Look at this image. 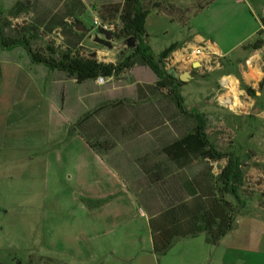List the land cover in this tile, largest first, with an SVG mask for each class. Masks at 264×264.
<instances>
[{
  "label": "crops",
  "instance_id": "1",
  "mask_svg": "<svg viewBox=\"0 0 264 264\" xmlns=\"http://www.w3.org/2000/svg\"><path fill=\"white\" fill-rule=\"evenodd\" d=\"M45 1L0 3L8 2L5 8L11 9L24 2L32 10L43 8ZM53 1H70L75 16L88 8L124 2ZM202 1L142 0L150 10L144 29L152 53L157 59L165 54L164 61L170 56L176 59L177 52L190 46L207 45L222 57L221 71L256 92L243 115L257 108L251 118H264V51L247 48L261 40L264 0H212L196 11ZM169 28L175 29L170 41ZM0 51L15 54L0 65V152L19 154L20 167L43 177V257L62 264H264L262 206L259 212L239 216L236 228L215 246L197 236L175 242L163 256L153 254L148 228L151 212L141 202L188 200L190 181L199 167L196 161L179 167L163 152L191 131L194 123L179 112L165 88L156 86L158 78L139 57L130 69L97 84V79L77 83L64 73L33 65L21 48ZM95 51L98 62L116 64L117 60L106 59L110 51ZM250 58L252 70L245 66ZM188 72L191 79L178 89L184 108L185 97L191 93L185 88L201 75L197 69ZM220 162L226 165V160ZM212 174L216 175L214 169ZM137 220L144 222L145 235L135 230ZM113 241L144 246L134 254L116 257L118 245L107 244Z\"/></svg>",
  "mask_w": 264,
  "mask_h": 264
},
{
  "label": "trees",
  "instance_id": "2",
  "mask_svg": "<svg viewBox=\"0 0 264 264\" xmlns=\"http://www.w3.org/2000/svg\"><path fill=\"white\" fill-rule=\"evenodd\" d=\"M211 1L203 0V6L196 11L203 10ZM25 4L16 3L9 14L18 17L27 10ZM197 4H201L200 0H197ZM93 11L102 22L118 21L119 27L114 33L116 40H126L127 43V40L132 38L135 42L132 53L117 64H106L98 62L96 58L80 56L69 46L60 53H56L49 46L43 51L36 50L31 42L38 36L39 27L30 25L20 28L17 36L7 35L6 26L9 20L3 17L2 12H0V50L10 51L21 48L31 64L43 65L48 70L64 73L77 83L95 80L98 77L118 76L130 69L134 65V58L139 57L158 78L156 86L165 88L179 112L192 119L194 123L191 131L163 150L165 155L179 167H189L194 161L209 165L210 162L226 160V165L218 175L212 174L210 167L206 170L200 169L192 175L190 181L192 193L187 194L188 200L141 202L145 205V209L151 212L148 228L152 252L157 257L163 256L175 242L197 236H203L206 244L215 246L223 236L236 228L237 218L246 213L247 202L241 198L240 193L244 183L243 162L233 152L218 151L210 142L206 133L207 119L204 114L185 111L178 92L185 83L173 78L164 69L162 61L166 57L165 54L157 59L152 53L148 43L149 36L144 29L150 10L143 6L142 0H124L122 5L112 4L98 9L93 7ZM261 45L262 40H257L247 48L258 49ZM240 86L249 97L256 98L254 90L241 81ZM89 145L93 149L96 147L93 144ZM98 145L97 147H100L101 144ZM16 264L21 263L18 261ZM28 264L61 263L51 258L39 257L35 260L29 258Z\"/></svg>",
  "mask_w": 264,
  "mask_h": 264
},
{
  "label": "rangeland",
  "instance_id": "3",
  "mask_svg": "<svg viewBox=\"0 0 264 264\" xmlns=\"http://www.w3.org/2000/svg\"><path fill=\"white\" fill-rule=\"evenodd\" d=\"M71 4L70 1L60 4V1L46 0L42 3L43 8L27 9L15 19L9 14L10 9L5 8L8 2H1L0 11H2L3 17L9 20H7L6 34L17 36L20 28L36 25L39 27V33L31 42L32 47L36 50L43 51L46 46H49L56 53H60L69 46L80 56L91 57V54H96L95 49L101 48L110 51L106 59L117 60L116 64L119 58H125L132 53L133 48L127 47L126 40L114 38V33L119 27L118 21H103L114 27L112 48L106 49L95 44L92 40L97 35V30L93 27V19L100 20L98 15L88 8L84 13L75 16L74 10L70 7ZM45 5H50V7L46 8ZM90 5L91 3H89V7ZM76 27H84L85 31H77ZM168 31L170 41L175 34V29L169 28ZM79 43H82V47L77 45ZM14 55L0 51V65L6 60L14 59ZM184 71L188 72L189 69L181 67L177 70L178 73H184ZM230 71L233 72V70ZM227 73L228 71L222 70L215 74L196 76L184 90V92H191L185 97V109L205 115L207 136L218 151L233 152L243 164H246L243 168L244 183L240 193L241 198L247 202L245 212L255 213L259 212L260 206L264 207V118H249L250 112L248 115H233L215 104L214 96L218 90L216 76ZM20 160L17 153L0 152L1 264H16L18 261L21 264H28L29 258L35 260L45 255V251L40 245L41 212L44 205L42 200L43 179L40 178L42 176H39L36 170L20 167L22 163ZM224 166L225 163L222 162L211 165L208 163L198 164L199 170H206L210 167L214 169L216 175L221 172ZM134 228L138 230V235H145L147 232V228L141 220L136 221ZM114 243L113 241L111 244L109 242L107 244L115 245L116 248L118 244ZM143 246L140 243L134 247L118 245L115 255L116 257L131 255ZM59 262L62 264L63 261ZM64 263L66 264V261Z\"/></svg>",
  "mask_w": 264,
  "mask_h": 264
},
{
  "label": "built area",
  "instance_id": "4",
  "mask_svg": "<svg viewBox=\"0 0 264 264\" xmlns=\"http://www.w3.org/2000/svg\"><path fill=\"white\" fill-rule=\"evenodd\" d=\"M261 23V40L262 45L260 49L264 51V16L260 19ZM94 29H102L104 31H110L113 33L114 27L100 21L98 18L93 19ZM176 59L173 57V66L175 69L180 67H186L188 69H194L193 63L197 65V70L201 72V75L215 74L221 71L222 57L207 45L190 46L187 49H183L175 54ZM247 69H253L252 59H248L245 62ZM261 74V72H258ZM106 78L98 77L97 84L105 82ZM216 82L218 86L217 93L214 96L215 104L224 110H227L233 115L247 114L248 103L250 97L241 89L238 79L227 74H220L216 76Z\"/></svg>",
  "mask_w": 264,
  "mask_h": 264
},
{
  "label": "water",
  "instance_id": "5",
  "mask_svg": "<svg viewBox=\"0 0 264 264\" xmlns=\"http://www.w3.org/2000/svg\"><path fill=\"white\" fill-rule=\"evenodd\" d=\"M77 31H85L84 27H76L75 28ZM112 38H113V33L110 31H104L102 29H97V35L93 37V42L99 46H102L106 49H111L112 48ZM135 46L134 40L128 39L127 40V47L128 48H133ZM91 58H96V54L93 53L91 54ZM173 57L170 56V58L164 60L165 64L169 67V70H167V73L171 75L173 78H176L182 83H187L190 79L191 76L189 72H184L182 74H179L177 70L173 66ZM193 68H197V65H193ZM258 109L255 108L252 112L251 115H257Z\"/></svg>",
  "mask_w": 264,
  "mask_h": 264
}]
</instances>
